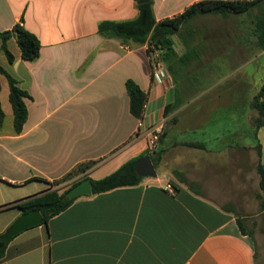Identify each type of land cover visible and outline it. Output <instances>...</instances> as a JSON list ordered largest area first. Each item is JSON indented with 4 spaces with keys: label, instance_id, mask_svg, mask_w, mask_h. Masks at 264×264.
<instances>
[{
    "label": "crops",
    "instance_id": "crops-1",
    "mask_svg": "<svg viewBox=\"0 0 264 264\" xmlns=\"http://www.w3.org/2000/svg\"><path fill=\"white\" fill-rule=\"evenodd\" d=\"M151 1L156 20L162 21L204 0ZM138 4L0 0V32L23 19L41 44L39 57L29 62L12 37L7 45L14 61L9 63L0 40V66L29 94L28 117L17 134L9 84L0 75L6 79L0 80L5 113L0 127V235L23 214L7 206L57 189L62 184L53 182L79 164L95 161L79 176L97 180L148 151L157 172L135 186L76 198L47 226L11 238L0 264H258L255 241L241 232L237 212L259 186L264 126L256 127L254 116L237 110L236 84L224 92L206 91L202 105L191 108L193 102L185 104L190 88L187 93L170 73L159 79L147 45L125 44L98 32L103 21L135 19ZM245 14L190 19L181 27L195 24L183 37V50L175 48L174 38L182 31L173 36V64L218 70L255 63L252 31L236 24ZM214 21L218 29H209ZM128 80L147 95L142 119L130 112ZM177 102L182 105L165 115L166 107ZM172 117L178 122L170 125ZM160 126L162 136L150 151L149 132ZM175 154L182 159L171 160ZM233 186L240 194L227 193Z\"/></svg>",
    "mask_w": 264,
    "mask_h": 264
},
{
    "label": "trees",
    "instance_id": "trees-1",
    "mask_svg": "<svg viewBox=\"0 0 264 264\" xmlns=\"http://www.w3.org/2000/svg\"><path fill=\"white\" fill-rule=\"evenodd\" d=\"M137 8L138 16L135 19L125 21H103L98 26V32L107 38L120 39L125 44L136 46L147 45V53L152 58V62L154 61V54L157 53L158 56H163L165 64L168 63L167 58H170L176 53L173 36L179 33L181 27L193 17L211 13L223 15L244 14L249 13L255 8L259 9V15L257 16L255 23L257 42L260 48L264 50V0H204L192 4L181 14L162 21L156 20L151 0L147 3L138 4ZM14 32H16V35ZM14 36L16 37L21 52V58L23 60L31 62L39 57L41 48L40 41L36 35L29 32L24 27V21L21 19L12 30L0 32L1 50L6 55L9 63H13L14 56L9 50L7 43ZM0 75L5 76L9 84V101L13 109L14 130L15 133L19 134L22 132L28 117L25 98L29 97V94L19 87L18 81L2 66H0ZM126 89L129 95L131 114L138 119H142L147 95L133 80H128L126 82ZM252 106L258 111L256 127L259 128L264 126V84L258 95L254 97ZM174 110H176L174 105L167 106L165 109V115H169ZM4 120L5 113L0 101V127L3 126ZM145 155H150L154 163L152 154L147 151L138 157L128 160L113 173L97 180L90 178L86 174L84 176H79L94 167L96 164L95 161L79 164L63 178L53 182L55 186L69 183L67 189L63 191H61L60 188L49 190L7 207L18 208L22 213L38 210L44 218L43 225L47 226L51 218L66 210L75 201V199H69L67 193L85 179L90 180L92 194H99L116 188L138 185L143 178H140L137 175L135 163L139 158ZM257 171L260 177L259 187L264 193V165L261 161L258 164ZM76 177L79 178L75 179ZM262 208L264 209V198L262 201ZM237 223L241 232L244 234L245 230L240 219ZM9 241L10 240H3L2 235H0V261L5 256Z\"/></svg>",
    "mask_w": 264,
    "mask_h": 264
},
{
    "label": "rangeland",
    "instance_id": "rangeland-1",
    "mask_svg": "<svg viewBox=\"0 0 264 264\" xmlns=\"http://www.w3.org/2000/svg\"><path fill=\"white\" fill-rule=\"evenodd\" d=\"M239 15V14H238ZM259 15V9L255 8L243 15V20L239 17L236 21L237 27L239 30H245L247 32L252 33L251 37V45L254 47V52L252 53L253 57L256 56L257 60L255 63H250L248 65L237 64L238 67L234 69H198V68H180L179 65L173 64L175 60L176 53L172 55L170 58H167L168 63H164L163 56H158L157 53L153 56L154 60L163 66L164 70H166L167 74L173 76V80L179 83V87L183 86L187 89L190 88L188 95L186 96L185 104L188 102H193L191 108L199 107L202 105V97L206 91H211L213 93H217L218 91H226L230 87H235L236 84V96L238 100L237 110L239 113H245L248 117L254 116L252 121L256 126L255 117L257 114V110L253 108L252 101L256 95L260 92L263 84H264V50L260 48L257 42V36L255 31V23L257 20V16ZM195 25L194 22L188 23L183 29H181L179 33V37L175 36V48L178 51L183 50L182 41L185 34L188 33L192 26ZM209 29L216 30L217 23L212 22L208 27ZM252 57V56H251ZM169 65V67H167ZM207 75V76H205ZM205 76V77H204ZM0 80L2 82H6V79L3 76H0ZM0 81V83H1ZM1 85V84H0ZM184 91V92H185ZM10 104V103H9ZM8 104V106H9ZM181 102H177L174 107L177 110L181 106ZM235 106V104H234ZM190 108V109H191ZM235 109V108H234ZM175 111V110H174ZM173 111V112H174ZM178 122L177 117H172L169 121V124H176ZM165 130V129H164ZM182 159L181 154H175L172 159ZM96 177V176H95ZM104 177V176H101ZM259 179V176H256ZM69 183L62 184L60 187L61 191L67 189ZM235 187H230L227 190V193L230 192V189L234 192ZM253 194L250 196V201L246 202L245 205L239 206L242 212H237L239 219L244 227L245 233L250 234L257 246V260L258 264H264V209L262 208V201L264 198V193L261 191L260 187L256 185L254 187ZM239 193L238 190L235 191V194ZM234 194V195H235ZM240 194V193H239ZM233 203V202H232ZM235 204V203H234ZM233 205L227 206V208H231ZM233 208V207H232Z\"/></svg>",
    "mask_w": 264,
    "mask_h": 264
},
{
    "label": "water",
    "instance_id": "water-1",
    "mask_svg": "<svg viewBox=\"0 0 264 264\" xmlns=\"http://www.w3.org/2000/svg\"><path fill=\"white\" fill-rule=\"evenodd\" d=\"M150 0H138L139 4L147 3ZM16 35V32H14ZM135 169L137 175L140 178H155L157 172L155 166L151 160L150 155H145L139 158L135 163ZM92 187L89 179L83 180L81 183L73 187L68 193L69 199H76L81 196L91 195ZM44 218L38 210H33L27 213H23L17 220H15L2 235V239L5 241L10 240L14 236L18 235L22 231L29 228L42 225Z\"/></svg>",
    "mask_w": 264,
    "mask_h": 264
},
{
    "label": "built area",
    "instance_id": "built-area-1",
    "mask_svg": "<svg viewBox=\"0 0 264 264\" xmlns=\"http://www.w3.org/2000/svg\"><path fill=\"white\" fill-rule=\"evenodd\" d=\"M153 70L159 79L167 77L166 70H164L163 66H161L159 63H157L155 60L153 61ZM144 108H145V105H144ZM162 131H163L162 127L160 126V127H156L154 129H152L149 132L148 148L150 151H153L157 148V145H158L159 139L161 137Z\"/></svg>",
    "mask_w": 264,
    "mask_h": 264
}]
</instances>
